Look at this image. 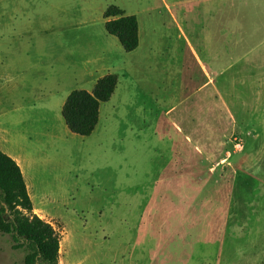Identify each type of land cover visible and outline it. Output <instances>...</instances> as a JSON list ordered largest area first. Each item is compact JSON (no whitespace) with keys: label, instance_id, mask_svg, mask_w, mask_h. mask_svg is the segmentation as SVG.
I'll list each match as a JSON object with an SVG mask.
<instances>
[{"label":"rangeland","instance_id":"obj_1","mask_svg":"<svg viewBox=\"0 0 264 264\" xmlns=\"http://www.w3.org/2000/svg\"><path fill=\"white\" fill-rule=\"evenodd\" d=\"M106 74L94 131L70 132L66 97ZM0 150L59 264H264V0H0Z\"/></svg>","mask_w":264,"mask_h":264},{"label":"trees","instance_id":"obj_2","mask_svg":"<svg viewBox=\"0 0 264 264\" xmlns=\"http://www.w3.org/2000/svg\"><path fill=\"white\" fill-rule=\"evenodd\" d=\"M107 33L118 38L122 48L133 51L139 43L138 21L114 5L103 13ZM117 76L100 77L92 92L73 90L66 97L61 114L68 130L80 136L90 135L98 123L100 103L110 99ZM28 195L17 162L0 150V234H8L13 249H21V264H59V234L56 228L37 214Z\"/></svg>","mask_w":264,"mask_h":264},{"label":"crops","instance_id":"obj_3","mask_svg":"<svg viewBox=\"0 0 264 264\" xmlns=\"http://www.w3.org/2000/svg\"><path fill=\"white\" fill-rule=\"evenodd\" d=\"M202 66H203V64H202ZM203 68H204V70H205V72H206V69H205V67L203 66ZM207 73V75H208V72H206ZM223 107H224V109H225V111H226V116L228 117V112H227V110H229V109H227L225 106H224V103H223ZM217 118V121L218 122H223V120H225V117H224V115L223 116H220V115H218V117H216ZM14 159V158H13Z\"/></svg>","mask_w":264,"mask_h":264}]
</instances>
